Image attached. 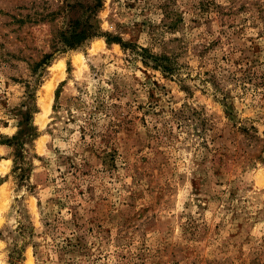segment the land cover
I'll use <instances>...</instances> for the list:
<instances>
[{"label": "rangeland", "instance_id": "rangeland-1", "mask_svg": "<svg viewBox=\"0 0 264 264\" xmlns=\"http://www.w3.org/2000/svg\"><path fill=\"white\" fill-rule=\"evenodd\" d=\"M0 264H264V0H0Z\"/></svg>", "mask_w": 264, "mask_h": 264}, {"label": "trees", "instance_id": "trees-1", "mask_svg": "<svg viewBox=\"0 0 264 264\" xmlns=\"http://www.w3.org/2000/svg\"><path fill=\"white\" fill-rule=\"evenodd\" d=\"M79 26H80V22L75 21L72 24V26L70 27L69 31H67L61 35V39H62L61 43L64 47L74 48V47L78 46L81 43V41H83L89 37H93L95 35L94 32H92L93 27L91 25H88V28H90L91 30L87 34L82 30L78 31ZM119 43L123 47H127V46L133 47L132 44H127V43L121 42L120 40H119ZM141 53L143 54V58H145L146 56L144 53H147V51L145 49H143ZM49 57L50 56H46L44 58V59H46V62L44 63L45 65H48L47 62H48ZM150 59L153 63V66L155 68H159L165 74L173 75L177 71V65L174 64L168 57L161 56V55L160 56L151 55ZM17 140L18 139H16L15 141H17ZM3 143L7 144V143H11V141L5 140V142H3Z\"/></svg>", "mask_w": 264, "mask_h": 264}, {"label": "bare ground", "instance_id": "bare-ground-1", "mask_svg": "<svg viewBox=\"0 0 264 264\" xmlns=\"http://www.w3.org/2000/svg\"><path fill=\"white\" fill-rule=\"evenodd\" d=\"M54 77V76H53ZM55 77H57V76H55ZM57 79V78H56ZM54 81H55V79L54 78H51V80L50 81H48L45 85H44V92H45V97L44 96H42V97H44L43 98V100L41 101L42 103H43V107H44V110L46 109V108H48V102H49V100L51 99V92H52V87H54L53 85H54ZM46 110H48V109H46Z\"/></svg>", "mask_w": 264, "mask_h": 264}, {"label": "clouds", "instance_id": "clouds-1", "mask_svg": "<svg viewBox=\"0 0 264 264\" xmlns=\"http://www.w3.org/2000/svg\"><path fill=\"white\" fill-rule=\"evenodd\" d=\"M12 131L15 132V129H13Z\"/></svg>", "mask_w": 264, "mask_h": 264}]
</instances>
